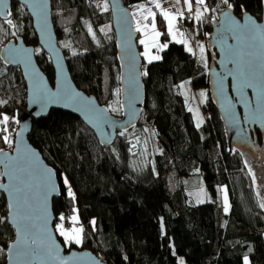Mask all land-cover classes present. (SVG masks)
Segmentation results:
<instances>
[{
  "label": "trees",
  "instance_id": "obj_1",
  "mask_svg": "<svg viewBox=\"0 0 264 264\" xmlns=\"http://www.w3.org/2000/svg\"><path fill=\"white\" fill-rule=\"evenodd\" d=\"M123 1L131 5L142 0ZM96 2L101 0H51V12L58 45L65 53L74 82L107 108L117 99L121 101V94H114L120 88V66L110 10L102 11ZM208 2L210 6L226 8L220 0ZM230 2L238 16L242 13L238 6L243 5L244 11L261 18L264 0ZM12 12L9 18L16 28L0 18V49L18 36L41 49L26 8L13 0ZM156 21L160 31L165 32L159 12ZM192 24L198 42L205 45L209 65L211 55L206 39L212 29L210 14L199 23L192 20ZM88 25L96 33L95 40ZM106 25L111 28L105 35L100 28ZM139 34L136 32L141 54ZM73 51L77 54L73 55ZM161 56V60L148 64L141 55V72L146 67L148 75L142 76L144 100L140 118L130 128L121 130L125 135H119V131L109 145H101L93 131L70 112L52 108L46 116L33 118L29 140L56 170L60 184L61 194L52 200L56 220L60 213L65 217L72 214L73 202L64 194L66 176L76 194L74 206L84 228L80 245H66L57 235L65 250L89 249L106 264H179L180 258L184 264H244L245 256L250 264H264V209L259 207V184L256 180L253 183L249 165L245 166L249 156L228 146L223 121L210 95L208 67L180 43H170ZM36 58L52 81L49 56L41 49ZM185 82L192 88L203 86L207 93L199 119L193 110L189 111L190 96L180 87ZM0 100L8 101L0 106L2 113L9 115L13 111L19 118L25 111L26 84L22 73L2 59ZM110 113L121 116L122 108ZM11 137L13 140V131ZM252 139L264 147V137L257 128L252 131ZM0 148L10 147L0 139ZM252 167L256 178L263 175L262 164ZM195 175L210 189L212 200H190L185 180ZM220 186L227 188V213ZM6 214L7 204L0 191V217ZM161 218L167 236L161 233ZM92 219L95 228L90 223ZM14 233L10 223L0 224V248L4 249L0 264H5L6 249ZM170 242L176 255L172 254Z\"/></svg>",
  "mask_w": 264,
  "mask_h": 264
},
{
  "label": "snow or ice",
  "instance_id": "obj_2",
  "mask_svg": "<svg viewBox=\"0 0 264 264\" xmlns=\"http://www.w3.org/2000/svg\"><path fill=\"white\" fill-rule=\"evenodd\" d=\"M181 0H175L173 7L175 11L170 8H164L161 0H148V5L141 3L133 5L135 11L131 13L133 17L139 15L136 19L135 31L141 33L139 44L143 45L144 51L141 53L145 57L148 64L154 61H159L162 56L159 54H153L152 49H156L157 52H162L169 47L170 43L184 44L186 51L193 56L197 55V51L191 46L188 37L184 32L180 31L177 27V23L180 20H186L185 11L192 17L193 23L201 22L206 14H210V18L213 22H219L220 28L223 31V36L220 41L221 47L224 51L225 58L228 63L234 65L229 69L225 76H231L234 82V90L239 96L240 102L248 107L249 112L244 116V121H264V25L257 23L256 20L251 17H246L244 22L233 17L230 13L233 10L234 5L230 0H220V4L226 6L227 10L219 8V5L210 6L208 0H183V9L176 7L180 5ZM195 5V7H194ZM96 7L101 8L102 11H108L110 7L109 0H103V3L96 2ZM241 12H244L243 5L238 6ZM155 8L157 11H153ZM46 3L43 0H33L31 10L37 19L43 22V27L46 28V15H45ZM219 11L220 16L216 13ZM157 12L165 22L166 31L161 32L157 29L156 16ZM13 15V12L9 10L8 0H0V17L5 18L7 25L12 28H16L17 25L12 19L8 18ZM125 16L129 13L124 12ZM151 22L149 23V19ZM111 26L106 25L100 28L101 32L105 35L109 31ZM89 34L93 40L96 39V33L93 31L91 25H88ZM15 35V33H13ZM161 36L169 37L166 43H159ZM177 36L182 39H177ZM228 39H234L238 42L239 46H232L227 43ZM99 44V41H97ZM64 47H68V44H64ZM130 48L131 46L128 45ZM197 48L199 52V60L205 68L208 67L207 58L205 56V47L203 44L197 42ZM41 49H36L39 53ZM32 54L31 49L26 48H12L8 49L6 53V63H21L25 60L30 61ZM73 55L77 53L73 51ZM0 59H5L4 56H0ZM26 63V67H27ZM123 67V65H122ZM147 68L142 72L136 74L135 77H131L129 80L130 91L135 94L136 99H139L138 95V76H147ZM124 79L123 74L120 77ZM187 83V82H186ZM135 85V87H134ZM181 88L184 85H180ZM221 92L223 90L222 81L220 82ZM255 90V105L246 98L245 90ZM122 89H115L114 94L119 97ZM33 96L40 101H47L51 99L63 100L66 107H71L72 104H77V110L81 107L84 108L85 118L87 122L96 128L98 131H103L104 126L109 128L113 127L112 122L106 116L107 112H118L124 107L122 101L117 99L114 104H109L107 108L97 109L95 106L88 102L87 104H81L80 93H74L69 88H61L57 92L52 93L47 86L42 82V79L33 76L32 82ZM201 103L206 101L207 93L200 92ZM8 101L0 100V106L7 104ZM131 106V102L129 103ZM189 111H192L189 108ZM225 113L232 124H239V117L234 111V106L231 99H228L225 105ZM19 124L20 121L15 117L0 112V139L3 140L10 148L13 146V140L11 133L9 132V122ZM197 123V127L200 123ZM20 135V133H17ZM119 135H125L124 131H121ZM104 143L105 141H101ZM110 142V141H108ZM15 151L17 155L9 156L4 152L3 148H0V156L4 159L0 160V165H3L4 172L2 175L7 177L8 182L0 184V189L5 190L10 200L7 204L8 216L0 217V224L5 222L10 223L16 231V239L8 245V251L10 252L9 260L16 261V264H32L34 260L44 261H60V264H67V260H64L59 256V248L55 244L48 231L49 218L47 215L46 202L49 195H60L58 186L53 180L54 173L50 169H38L36 161L33 159L35 153L30 155L27 152H22L19 148ZM242 155V154H241ZM248 162L245 161L247 167ZM248 172L252 176L253 183H255L256 177L252 169L248 167ZM63 184L65 186V195L73 202L72 215L65 217L63 213L58 215L59 222L56 223L55 229L60 236L64 238L66 245L72 243L80 244L83 240L84 228L83 226H77L79 224V210L74 206L76 200V194L72 190L71 185L68 182L66 176L63 177ZM221 191L224 192V211H229L227 188L223 187ZM257 196L260 193L257 192ZM259 207L264 209V199L259 202ZM68 220L71 224V228H65L64 221ZM93 228H95V219L90 221ZM161 233L163 236H167V232L164 228L163 218H161ZM169 247L172 248V254L176 255L175 247L170 242ZM4 249L0 248V252ZM179 264H184L183 258L179 259ZM244 264H249L248 257H244Z\"/></svg>",
  "mask_w": 264,
  "mask_h": 264
},
{
  "label": "water",
  "instance_id": "obj_3",
  "mask_svg": "<svg viewBox=\"0 0 264 264\" xmlns=\"http://www.w3.org/2000/svg\"><path fill=\"white\" fill-rule=\"evenodd\" d=\"M12 1L13 0H8L9 10L11 11ZM15 1L25 7L27 12L29 13L32 20L33 29L37 36L38 44L41 49H43V51H45V53L49 56L54 73L53 80L51 81L37 61L35 46L27 44L22 36L13 38L2 45L0 49V56L5 57V59H2L3 62L8 66L18 67L26 84L25 111L19 117L20 123L17 125L14 132L13 146L11 149L3 148V150L4 152L8 153L9 156L17 155V152L15 151L16 148H19L22 152H27L29 155L31 153H35L33 159L36 161L37 168L50 169L53 171V180L58 186L59 192L61 193L56 170L47 163L39 149H37L29 140V134L32 130L33 125V118L38 119L40 117L46 116L52 108L70 112L78 116L93 131L97 141L101 145H109L113 143L119 131L126 130L133 126L140 118L141 107L144 100V83L142 80V76H138L139 99H136L135 94L130 91L129 85L130 78L135 77L136 74L141 72L142 62L141 54L137 45V36L134 28V18L131 15L128 5H126L123 0H109V10L111 13L112 26L116 39V54L120 66V77L122 74L124 76L123 80L120 79V88L122 89L120 94L121 101L123 102L124 107L122 108L121 116H116L110 112H107L106 116L109 118V121L112 122L113 127L109 128L107 126H104L103 131H98L87 122L83 107H81L78 111V105L75 103L72 104L71 107H66L63 100L52 101L51 99H49L47 101H40L33 96L32 82L33 76L35 75L42 79V82L52 93L57 92L61 88H69L74 93H80L81 104H87L88 102H91L97 109L106 108L104 104H101L98 101L94 94H88L83 89L79 88L74 82L69 71L65 53L58 45V37L52 19L51 0H43V2L46 3V28L43 27V22L37 19V17L31 10L33 0ZM224 10L227 9L225 8ZM124 12L129 13V15L125 16ZM230 14L236 19L240 20L241 23L244 22V19L246 17H251L252 19L256 20L257 23L264 25V3L260 19H257L247 11H244L240 16H238L234 13L233 10H231ZM219 16L220 13H218V17ZM0 18L5 19L4 17ZM222 36L223 31L220 28L219 22L212 21V29L210 31L209 37L206 39L207 49L211 55V60L208 65V85L211 98L214 101V104L223 121V125L227 135L228 146L237 148L242 153L247 154L252 160H255L258 157L264 160V148L259 147L258 143H256L252 139V131H254L255 128H257L260 131L262 137H264V121H244V116L248 114L249 109L242 102H240L239 96L234 90V82L232 77L225 76L227 71L233 68L234 65L228 63L225 58L224 51L220 44ZM227 43L234 47L239 46L238 42L234 39H228ZM128 45H130L131 47L129 48ZM12 48L31 49L32 54L30 61L25 60L21 63H6V53L8 49ZM26 63L28 65L27 67ZM221 81L223 84L222 92L220 87ZM245 95L246 98L251 101L252 105L254 106L256 100L255 90L246 89ZM228 99H231L232 101L234 111L239 117V124L230 123L226 116L225 105ZM130 102L131 106H129ZM17 133H20V135H17ZM101 141L105 142L102 143ZM2 159H4V157L0 156V160ZM4 170L5 169L3 165H0V184L8 182L7 177H4L2 175ZM0 191L5 197L6 204H8L10 200L8 193L3 189H0ZM58 196L59 195H49L46 202V208L49 218L48 231L51 234V237L54 240L55 244L59 248V256L64 260H67V264H106L100 257H98L89 249H78L75 247L69 250H65V246L59 239L54 227L56 216L53 211L52 200L54 197ZM8 214L9 213L7 207L6 216H8ZM14 232V238L12 241H10V243L15 241L16 239L15 229ZM9 255L10 252L8 251L7 246L5 264H16V261L9 260ZM32 264H60V261L57 260L41 262L40 260H34Z\"/></svg>",
  "mask_w": 264,
  "mask_h": 264
},
{
  "label": "rangeland",
  "instance_id": "obj_4",
  "mask_svg": "<svg viewBox=\"0 0 264 264\" xmlns=\"http://www.w3.org/2000/svg\"><path fill=\"white\" fill-rule=\"evenodd\" d=\"M100 3H103V0H101ZM141 3H144V4L148 5L149 7H152V5L148 4V0H142L140 2H137V3H134V4L128 5L130 12L132 13V12L135 11L133 5H138V4H141ZM161 3H162V5H163L164 8H170V9H172V11H175V8L173 7V5L175 4V0H161ZM176 7H179L181 9H183V0H181L180 5H177ZM194 7H195V5H194ZM153 11H157V10L155 8H153ZM133 18H134V25H135V28H136V19L139 18V15H137L136 17H133ZM148 22L149 23L151 22V18L149 19ZM156 24H157V21H156ZM157 29L160 31V29L158 27V24H157ZM185 35L188 37L191 46L194 48V50L197 51L196 57L199 59V52H198V48H197V42H198L197 32H196V36H193L191 34L189 35V34H186V33H185ZM139 36H140L139 37V39H140L141 38V33L139 34ZM177 39H182V38L179 37V36H177ZM167 41L168 40H165V41L162 40L161 37L159 38V43H161V44L166 43ZM199 43L204 45V43H202V42H199ZM204 47H205V45H204ZM143 51H144V47L142 49V52ZM152 53L153 54H159L161 56V52H157L156 49H152ZM205 56H206L207 62H208V57H207V54H206V48H205ZM187 84L188 83H186V82L183 83L184 88H185V92H187L188 95L190 96V106H191L192 110L194 111L195 115L197 116V118L199 119V116H200L199 109L201 108V104H202L201 103V99L202 98L200 97L199 94L202 91L204 92V87L201 86L199 88H192V87H188ZM201 113H202V111H201ZM15 117L19 120V118H18L17 115H15ZM17 125L18 124H16V127H17ZM11 148H9V149H11ZM247 160H248V165L252 169L253 173H254V169H253L254 167H252L253 164H262L261 170L263 172V175L260 174V176L257 177L258 178V181H257V178H256V182L259 184V185H257V188L258 189H256V190L260 193V196H259L260 200L261 199H264V167H263V164L264 163H263V160L260 159L259 157L256 158L255 160H251V158L248 157ZM185 187H186V191L191 196L190 197V200L192 202H194V203L205 202V201H209V200H212L213 199L212 192L210 191V189H208L205 186V184H203V181L201 180V177L198 176V175L191 176V177L187 178L185 180ZM223 187L224 186H220L219 187V190H220V195H221V199H222V203H223V208H225L224 192L221 191V189ZM227 196H228V194H227ZM228 204H229V200H228ZM58 222H59V220H56L55 221L54 227H55L56 223H58ZM81 225H82V223H81L80 218H79V224L77 226L79 227ZM64 226H65V221H64ZM71 227H72V224H71ZM63 240H64V238H63ZM80 244H76V245H80ZM248 261H249V264H250L249 258H248Z\"/></svg>",
  "mask_w": 264,
  "mask_h": 264
},
{
  "label": "built area",
  "instance_id": "obj_5",
  "mask_svg": "<svg viewBox=\"0 0 264 264\" xmlns=\"http://www.w3.org/2000/svg\"><path fill=\"white\" fill-rule=\"evenodd\" d=\"M185 16L188 17V19L178 21L177 27L180 29V31H185L189 35L191 34L193 36H196L195 28L192 24V17L186 11H185ZM9 116L10 117L14 116L13 111L9 113ZM8 128H9V132L11 133L12 131L15 130L16 123L10 121ZM65 227L71 228V223L67 219L65 220Z\"/></svg>",
  "mask_w": 264,
  "mask_h": 264
},
{
  "label": "flooded vegetation",
  "instance_id": "obj_6",
  "mask_svg": "<svg viewBox=\"0 0 264 264\" xmlns=\"http://www.w3.org/2000/svg\"><path fill=\"white\" fill-rule=\"evenodd\" d=\"M210 60H211V58H210ZM210 60H209V62H210ZM258 145H259V144H258ZM259 147H262V148H264L263 146H260V145H259Z\"/></svg>",
  "mask_w": 264,
  "mask_h": 264
}]
</instances>
